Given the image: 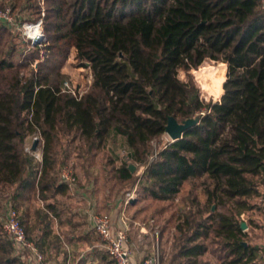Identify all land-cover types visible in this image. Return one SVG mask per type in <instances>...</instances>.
Returning a JSON list of instances; mask_svg holds the SVG:
<instances>
[{"label": "trees", "instance_id": "trees-1", "mask_svg": "<svg viewBox=\"0 0 264 264\" xmlns=\"http://www.w3.org/2000/svg\"><path fill=\"white\" fill-rule=\"evenodd\" d=\"M8 6L26 22L42 17L38 0H0L1 9ZM44 9L47 42L29 54L19 53L11 29L0 24V206L10 199L23 210L28 239L49 257L55 240L48 217L36 211L42 227L31 226L25 204L69 195L57 153L63 139L78 134L92 152L116 136L128 149L116 176L138 184L146 200L168 204L186 183L212 182L205 191L207 210L199 207L179 219L169 264H201L212 235L222 246L221 264H264L261 247L248 241L240 220L257 209L252 201L262 197L264 185L262 0H45ZM72 50L93 75L82 95L52 85L41 75L42 63L40 71L32 69L44 52L61 70ZM207 62L228 68L227 78L216 81L218 102L204 99L192 75ZM170 118L198 123L150 163L152 143L166 134ZM34 137L41 163L27 151ZM131 164L145 168L142 179L131 173ZM213 205L227 211L214 212ZM20 263L0 223V264Z\"/></svg>", "mask_w": 264, "mask_h": 264}, {"label": "rangeland", "instance_id": "rangeland-1", "mask_svg": "<svg viewBox=\"0 0 264 264\" xmlns=\"http://www.w3.org/2000/svg\"><path fill=\"white\" fill-rule=\"evenodd\" d=\"M43 10H45L44 6ZM25 16H29V13H26ZM12 33L16 40L15 45L18 47L20 54H29L37 48H42L47 42L45 35L44 43L40 44L42 46L32 47L30 44L24 42L21 33L14 31ZM41 56L42 58L34 63L32 69L37 72L42 68L41 75L48 77L52 85L59 84L62 89L69 92L65 86V83H69L73 91L76 93L79 91L80 95L90 91L93 82L92 71L86 62H80L77 59L75 50H72L61 70L54 69V59L51 55L43 52ZM17 59L21 58L17 55ZM40 63L43 65L41 68L39 67ZM227 71L226 64L214 62H207L199 70L193 71L192 75L195 82L207 102L220 101V97H217L214 92L216 89V81L219 77H225L226 79ZM29 72L25 71L24 75H29ZM59 73L61 75L57 76ZM185 77V73L181 72L180 78L185 79ZM33 139H28L27 147H31L34 144ZM170 142L171 138L168 134L155 140L152 143L154 153L156 150L160 151ZM88 150V146L78 134H72L70 137L63 139L62 143L58 146L57 152L60 171L62 172L65 168L73 169L78 178L79 188L82 192H88L89 198L93 197L98 201L102 213H109L113 208L121 207L124 209L127 208V212L132 221L146 223L147 221L155 220L162 234L163 264H169L176 253V247L178 245L176 228L180 222L179 219L190 210L197 212L199 207L200 209L207 210V196L205 191L207 186H212V182L207 178L194 180L184 185L181 194L173 202L168 204L153 203L143 198L141 187L138 184L136 187H131L129 183L120 181L116 176V170L121 167L123 158L128 154V149L123 138L111 136L101 150H93L92 152ZM32 155L35 157L33 153ZM35 160L36 163L42 162L36 157ZM62 163L63 165H61ZM134 166L136 167V177L142 179L145 168L139 165ZM260 190L262 197L252 201L253 204L257 205V209L243 213L240 220L247 226L245 231H249L250 239L248 241L252 245L261 247L262 251L259 255L264 256V185L260 186ZM128 194L133 195L134 199L126 206L121 201ZM7 200L1 204L2 207L8 202ZM31 208L37 209L36 204H32ZM3 209L0 213V221L4 211ZM213 211L226 212L227 210L226 208L213 205ZM19 215L21 218L22 214L19 213ZM251 221H254L259 227H253ZM139 238L140 232L135 228L132 232V241L137 242ZM206 243L209 250L205 256L199 259V262L201 264H221V257L224 253L215 235H212ZM146 245L148 248L146 253L149 254L151 242L150 244L146 242ZM57 258L61 259L62 255ZM107 260L108 262L111 261L110 258ZM49 261L50 264H53L52 259Z\"/></svg>", "mask_w": 264, "mask_h": 264}, {"label": "built area", "instance_id": "built-area-1", "mask_svg": "<svg viewBox=\"0 0 264 264\" xmlns=\"http://www.w3.org/2000/svg\"><path fill=\"white\" fill-rule=\"evenodd\" d=\"M38 2L43 7L45 0H38ZM262 2L264 6V0ZM44 17L45 10L42 9L40 20L37 22H26L13 13L11 6L5 9L0 8V24L7 26L16 33H21L24 42L30 44L32 47L42 46L40 44L36 45L38 38L42 39V43L45 41ZM65 86L70 93L76 94L69 83H65ZM33 140V142H40L39 137H34ZM32 147L33 145L31 147L28 146L27 151H32L30 153H33L41 162V155L33 152ZM158 155L159 151L156 150L150 163L155 162L158 159ZM61 179L62 183L68 185L72 196H75L79 192L78 178L73 169H63ZM133 199V195L128 194L125 198L126 206ZM3 210L0 223L4 233L13 245L15 255L24 264H50L36 243L28 239L26 231L21 224L19 213L13 204L7 202ZM87 217L90 219L94 232L103 242L109 258L115 264H163L162 234L155 220H150L146 223L133 222L128 214L123 211L116 223L112 214H101L94 205L88 210ZM135 228L139 229L140 232V238L137 243L131 241V234ZM146 235L152 236L151 250L149 254H142L139 246L143 244L144 236Z\"/></svg>", "mask_w": 264, "mask_h": 264}, {"label": "crops", "instance_id": "crops-1", "mask_svg": "<svg viewBox=\"0 0 264 264\" xmlns=\"http://www.w3.org/2000/svg\"><path fill=\"white\" fill-rule=\"evenodd\" d=\"M33 152L42 156V150L39 146ZM68 194L66 197L57 195L55 199L47 202L38 197L32 198L30 202L25 204V208H31L32 204L37 206V209L31 208L30 211L29 223L31 226L40 225L42 227L36 216V211H39L44 217H48L55 245L49 250V257L46 260L52 259L53 264H104L109 258L107 250L100 237L94 232L90 219L87 217V212L93 205L99 213H102L98 201L93 197L89 198L88 192H82L80 188L75 196H72L70 191ZM121 202L125 203V199ZM49 204H55V212L47 208ZM123 211L128 214L127 208L121 207L113 208L109 213L102 214H112L117 223ZM146 242L152 243L151 235L144 236L143 244L139 246L142 254L147 252ZM61 255V259L57 258Z\"/></svg>", "mask_w": 264, "mask_h": 264}, {"label": "water", "instance_id": "water-1", "mask_svg": "<svg viewBox=\"0 0 264 264\" xmlns=\"http://www.w3.org/2000/svg\"><path fill=\"white\" fill-rule=\"evenodd\" d=\"M42 43V39L38 38L36 41V45H39ZM198 123L197 119H191L188 120L182 124L178 123V121L175 118H170L168 125L166 127V134H168V136L171 138V143H174L180 139L183 138L184 134L191 129L192 127H194L196 124ZM39 146V141H35L33 144V151H36L37 148ZM130 170L132 174H135L136 172V167L134 166V164L130 165ZM247 228V226L242 223V229L245 231Z\"/></svg>", "mask_w": 264, "mask_h": 264}]
</instances>
